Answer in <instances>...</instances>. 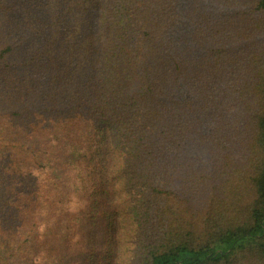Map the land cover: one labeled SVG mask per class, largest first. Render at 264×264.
Wrapping results in <instances>:
<instances>
[{
	"label": "trees",
	"instance_id": "obj_1",
	"mask_svg": "<svg viewBox=\"0 0 264 264\" xmlns=\"http://www.w3.org/2000/svg\"><path fill=\"white\" fill-rule=\"evenodd\" d=\"M263 47L264 0H0V264H264Z\"/></svg>",
	"mask_w": 264,
	"mask_h": 264
},
{
	"label": "rangeland",
	"instance_id": "obj_2",
	"mask_svg": "<svg viewBox=\"0 0 264 264\" xmlns=\"http://www.w3.org/2000/svg\"><path fill=\"white\" fill-rule=\"evenodd\" d=\"M263 50H264V47H263ZM253 59L256 61V62H260L262 61V57H261V53L259 52V50H255L253 51Z\"/></svg>",
	"mask_w": 264,
	"mask_h": 264
}]
</instances>
